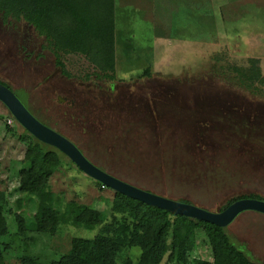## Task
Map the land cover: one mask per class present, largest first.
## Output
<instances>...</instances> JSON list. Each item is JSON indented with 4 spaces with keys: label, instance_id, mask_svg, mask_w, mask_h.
Listing matches in <instances>:
<instances>
[{
    "label": "rangeland",
    "instance_id": "1",
    "mask_svg": "<svg viewBox=\"0 0 264 264\" xmlns=\"http://www.w3.org/2000/svg\"><path fill=\"white\" fill-rule=\"evenodd\" d=\"M113 47L112 70L80 50L56 49L57 58L25 21L0 13V82L94 165L131 185L212 212L242 195L264 200V82L247 89L237 83L254 67L264 76V0H115ZM0 114L8 227L0 264H21L23 254L47 263L67 253L74 238L92 240L103 224L67 218L61 207L52 228L27 230L37 199L21 189L29 163L27 141L16 134L24 128L1 101ZM40 189L62 205L100 210L106 222L118 214L113 190L72 164L62 162ZM225 230L264 264V213L243 211ZM139 255L131 248L121 258L136 262ZM212 260L199 233L187 264ZM161 264L178 263L166 255Z\"/></svg>",
    "mask_w": 264,
    "mask_h": 264
},
{
    "label": "trees",
    "instance_id": "2",
    "mask_svg": "<svg viewBox=\"0 0 264 264\" xmlns=\"http://www.w3.org/2000/svg\"><path fill=\"white\" fill-rule=\"evenodd\" d=\"M0 13L3 18L25 21L55 48L57 58L56 49L80 50L88 57L98 55L97 61L113 68L115 0H0ZM56 63L64 73L63 64L58 60ZM254 80L264 82V76L256 67L252 68L251 76L240 77L237 83L247 89L254 86ZM9 116L16 122L11 114ZM3 117L0 114V119ZM16 135L20 141H27L25 160L29 167L21 171V189L36 193L37 199L34 220L28 222L27 230L39 232L52 228L57 221L56 211L61 207L67 218L86 225L103 224L92 240L74 238L67 253L47 263L39 256L23 254L21 264H118V258L120 264H161L166 255L169 262L187 264L199 233L207 238L212 264H257L234 244L225 227L151 206L120 192L113 191V210L118 214H112L108 222L106 214L95 208L69 201L62 205L51 191L40 187L62 162L79 168L67 156L63 159L61 155L64 154L58 149L40 142L25 129ZM96 185L104 186L98 181ZM247 197L262 199L254 194L242 195L229 200L221 211L232 202ZM4 201L0 193V261L3 258L1 238L8 232ZM179 201L189 203L183 199ZM131 248L140 249L136 262L127 256L121 258L123 252Z\"/></svg>",
    "mask_w": 264,
    "mask_h": 264
},
{
    "label": "water",
    "instance_id": "3",
    "mask_svg": "<svg viewBox=\"0 0 264 264\" xmlns=\"http://www.w3.org/2000/svg\"><path fill=\"white\" fill-rule=\"evenodd\" d=\"M0 101L7 107L16 122L34 138L58 149L87 176L113 191L120 192L148 205L159 207L189 218L207 221L221 227H226L243 211L254 210L264 213L263 199L241 198L232 202L222 211L212 212L191 203L173 200L138 188L94 165L72 141L38 120L14 92L2 82H0ZM215 218H219V220H215Z\"/></svg>",
    "mask_w": 264,
    "mask_h": 264
},
{
    "label": "bare ground",
    "instance_id": "4",
    "mask_svg": "<svg viewBox=\"0 0 264 264\" xmlns=\"http://www.w3.org/2000/svg\"><path fill=\"white\" fill-rule=\"evenodd\" d=\"M181 208V207H180ZM230 213V212H229ZM215 220H219V218H215Z\"/></svg>",
    "mask_w": 264,
    "mask_h": 264
},
{
    "label": "flooded vegetation",
    "instance_id": "5",
    "mask_svg": "<svg viewBox=\"0 0 264 264\" xmlns=\"http://www.w3.org/2000/svg\"><path fill=\"white\" fill-rule=\"evenodd\" d=\"M60 100H62V101H63L64 99H60ZM35 117H36V116H35Z\"/></svg>",
    "mask_w": 264,
    "mask_h": 264
}]
</instances>
